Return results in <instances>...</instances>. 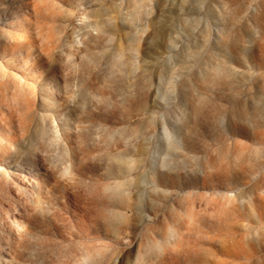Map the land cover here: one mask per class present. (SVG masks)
I'll use <instances>...</instances> for the list:
<instances>
[{
    "label": "rangeland",
    "instance_id": "rangeland-1",
    "mask_svg": "<svg viewBox=\"0 0 264 264\" xmlns=\"http://www.w3.org/2000/svg\"><path fill=\"white\" fill-rule=\"evenodd\" d=\"M0 264H264V0H0Z\"/></svg>",
    "mask_w": 264,
    "mask_h": 264
}]
</instances>
